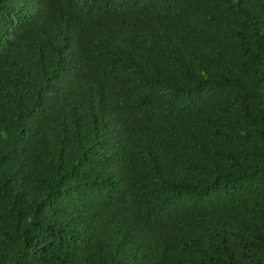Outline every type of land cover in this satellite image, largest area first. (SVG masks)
<instances>
[{"label": "trees", "instance_id": "1", "mask_svg": "<svg viewBox=\"0 0 264 264\" xmlns=\"http://www.w3.org/2000/svg\"><path fill=\"white\" fill-rule=\"evenodd\" d=\"M0 264H264V0H0Z\"/></svg>", "mask_w": 264, "mask_h": 264}]
</instances>
